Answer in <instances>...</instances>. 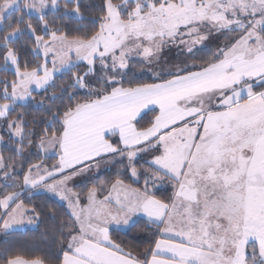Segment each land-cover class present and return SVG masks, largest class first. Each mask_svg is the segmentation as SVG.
I'll list each match as a JSON object with an SVG mask.
<instances>
[{
    "label": "snow or ice",
    "instance_id": "1",
    "mask_svg": "<svg viewBox=\"0 0 264 264\" xmlns=\"http://www.w3.org/2000/svg\"><path fill=\"white\" fill-rule=\"evenodd\" d=\"M0 73V264H264V0H0Z\"/></svg>",
    "mask_w": 264,
    "mask_h": 264
},
{
    "label": "trees",
    "instance_id": "2",
    "mask_svg": "<svg viewBox=\"0 0 264 264\" xmlns=\"http://www.w3.org/2000/svg\"><path fill=\"white\" fill-rule=\"evenodd\" d=\"M63 2V0H61ZM114 2H118V0H114ZM51 15V14H49ZM4 75L3 73H0V76ZM11 80V76L8 77ZM66 77L62 75H58L57 84H59L62 80H64ZM37 99L39 97L37 96ZM30 111L33 114H38V110L35 108L30 109ZM153 113L149 112L145 117V121L150 119L152 117ZM42 127V125H41ZM35 151V150H33ZM10 152L7 149H3V155L6 156ZM129 181L126 180V183ZM157 195H160L158 192ZM37 203L43 204L44 212L49 213L51 211L56 212V217L53 220L50 216H45L41 223L39 224V227H33L27 229L25 232H18L14 233L8 237L2 236L0 240V248L4 246V241L7 240L9 242L15 241L16 243L13 244V250L20 249L24 252H28L31 254L41 255L45 251H49L50 245H51V235L55 227L58 226L59 221L61 219H66V217L63 216V208L60 207V205L55 200H44L43 198H37ZM137 227H142V222H140ZM135 231V229H133ZM116 236L117 240L125 239V242L127 243V238L124 237L123 233L120 234H114ZM57 234V239H58ZM134 243L139 244L141 248H143L147 241H140L137 240Z\"/></svg>",
    "mask_w": 264,
    "mask_h": 264
},
{
    "label": "rangeland",
    "instance_id": "3",
    "mask_svg": "<svg viewBox=\"0 0 264 264\" xmlns=\"http://www.w3.org/2000/svg\"><path fill=\"white\" fill-rule=\"evenodd\" d=\"M171 62H173V61H170V63ZM57 75H59V74H57ZM143 78H147V77H143ZM40 95H43V93H40ZM39 97V96H38ZM5 139H7V137H5ZM3 149H7L6 147H4L3 145H0V152H2L3 153ZM9 155H11V153H9V154H7L5 157H7V156H9ZM32 160H33V162H35V158L33 157V158H31ZM47 163L48 164H51V163H53V159H48L47 160ZM27 167V165H25V168ZM114 175H115V168H113L111 171H104V172H101L100 173V177H99V179H103V178H105V177H108V178H114ZM82 185H77V188H79V187H81ZM29 228H33V227H29ZM28 228V229H29ZM2 236H3V234H0V240H1V238H2Z\"/></svg>",
    "mask_w": 264,
    "mask_h": 264
}]
</instances>
